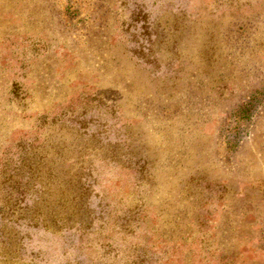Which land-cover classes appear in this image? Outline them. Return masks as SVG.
<instances>
[{"label":"rangeland","instance_id":"1","mask_svg":"<svg viewBox=\"0 0 264 264\" xmlns=\"http://www.w3.org/2000/svg\"><path fill=\"white\" fill-rule=\"evenodd\" d=\"M0 264H264V0H0Z\"/></svg>","mask_w":264,"mask_h":264}]
</instances>
